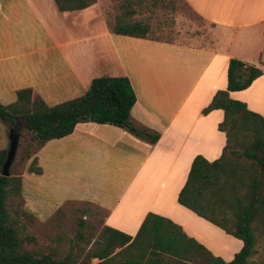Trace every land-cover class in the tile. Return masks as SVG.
<instances>
[{
  "label": "crops",
  "instance_id": "1",
  "mask_svg": "<svg viewBox=\"0 0 264 264\" xmlns=\"http://www.w3.org/2000/svg\"><path fill=\"white\" fill-rule=\"evenodd\" d=\"M18 1L17 6L26 14L43 15L42 24L51 44L38 50L53 51L52 59L31 64L32 77L36 76L31 83L10 88L13 101L15 91L23 88H29L31 97L42 101L58 90L69 93L66 97L70 99L82 94L94 77L125 76L135 96L129 124L157 135L150 142L147 136L124 126L81 120L69 134L37 148L32 158L41 172L28 173L39 183L40 179L58 176L56 165L67 160L70 167L72 164L78 169L80 178L67 183L75 191L69 195L73 199L66 201L84 202L103 212L97 233L108 226L133 237L145 214L151 212L179 225L213 256L229 261L241 241L178 204L176 196L192 158L201 155L207 161L214 160L224 145V133L216 127L222 111L217 108L202 114L201 109L216 90L225 89L229 58L252 64L261 74L245 89L227 91L228 96L264 115L261 102L251 100L252 92L261 89L257 83L264 81V53L259 50L264 48V0H183L205 25L200 32L179 34L174 39L110 32L98 13L97 0L70 11H58L52 0ZM5 15L8 13H0V29L4 32ZM45 15L76 23L67 25L68 29L59 28L58 33L54 24H45ZM82 15L84 22H77ZM252 33L260 46L248 54ZM242 35H249L247 43ZM1 44L7 46L3 41ZM55 54L66 67L59 76H55ZM4 62L5 56L0 57V97L6 91L8 71ZM45 144L53 146L46 152L44 164L36 153ZM34 218L41 222L48 219ZM98 261L91 257L88 264Z\"/></svg>",
  "mask_w": 264,
  "mask_h": 264
},
{
  "label": "trees",
  "instance_id": "2",
  "mask_svg": "<svg viewBox=\"0 0 264 264\" xmlns=\"http://www.w3.org/2000/svg\"><path fill=\"white\" fill-rule=\"evenodd\" d=\"M52 1L58 11L83 9L95 2ZM144 1L123 0L108 23L109 31L155 39L147 19L132 18ZM147 1L154 6L163 0ZM260 74L252 64L228 59L225 89L216 90L201 109L202 114L217 108L222 111L216 127L224 133V145L214 160L207 161L201 155L192 158L176 196L178 204L241 241L229 261L213 256L179 225L151 212L145 214L133 237L102 226L93 240L84 238L85 222L80 218L73 237L54 235L55 246L49 247L25 232L7 210L9 205L19 206L15 199L20 196V176L0 175V264H88L91 257L99 260L94 264H264V115L249 110L227 93L245 89ZM134 101L125 76H99L90 80L82 94L53 105L32 98L29 88L16 90L12 103L0 104V119L23 122L29 133L26 157L46 141L69 134L81 120L124 126L154 142L156 134L136 130L128 122ZM5 151L0 149V166ZM27 171L40 174L35 157ZM114 248L119 249L113 253Z\"/></svg>",
  "mask_w": 264,
  "mask_h": 264
},
{
  "label": "rangeland",
  "instance_id": "3",
  "mask_svg": "<svg viewBox=\"0 0 264 264\" xmlns=\"http://www.w3.org/2000/svg\"><path fill=\"white\" fill-rule=\"evenodd\" d=\"M123 0H97V10L101 14L103 23L108 26L118 12L119 5ZM18 0H1L0 13H8L5 15L7 27L5 32L0 29V57L5 56L7 73L6 91L0 97V104L7 105L13 101L14 95L10 91L13 87H23L25 84L31 83V64L36 60L52 59L53 50H38L41 46L51 44L50 38L45 33V27L42 24L43 15L34 17L25 13ZM22 12V13H17ZM43 14V13H42ZM83 16L77 19V22L83 23ZM134 19H147L150 26V34L155 38L174 39L176 35H193L204 29V21L194 14L183 0H163L151 6L149 1H144L132 15ZM45 24L47 26L54 24L55 31H61L59 28H67L69 24L73 25L76 21L69 18L52 17L45 15ZM75 20V19H74ZM92 22V21H91ZM59 24L61 26H59ZM68 29V28H67ZM252 37V45L248 46L247 53L252 48H258V42L255 41V34ZM249 35H242V40L248 39ZM7 46H2L1 42ZM264 53V48H259ZM45 60V61H46ZM42 62V61H40ZM55 76H59L62 69H66L65 65L60 62L55 54ZM26 70L28 74L26 75ZM29 78V79H28ZM29 80V81H28ZM257 84L261 85V89L252 92L251 100L260 101L261 107L264 106V81ZM32 85V84H30ZM69 93L58 90L51 98H45L43 101L47 105H52L68 99ZM93 125V124H92ZM17 135V147L15 155L9 166V176L17 175L21 177V195L15 201L19 202V206L15 204L7 206V210L11 218L27 233L34 234L38 237L39 242H43L49 247L55 246L54 235L64 233L65 237H73L77 229L78 219L85 222L82 230L84 238L91 239L99 227V219H102L103 212L97 208L78 201H66L74 188L67 185L71 180L80 177L78 169L73 167L70 162L63 160L56 165L59 175L40 179L39 183L27 171V165L34 155V150L26 157V144L29 140V133L24 128L21 120L5 121L0 119V148L7 149L8 146V130ZM52 144H45L36 155L42 163H46V152L52 147ZM29 151V150H28ZM60 158L59 156H57ZM39 165V164H38ZM75 176V177H74ZM23 199L25 205L23 206ZM81 209H86V213H82ZM17 210L18 213H14ZM31 213L25 216L24 213ZM39 220L34 218V216ZM92 227V228H91ZM25 244V247H29ZM66 247V244L63 245Z\"/></svg>",
  "mask_w": 264,
  "mask_h": 264
},
{
  "label": "water",
  "instance_id": "4",
  "mask_svg": "<svg viewBox=\"0 0 264 264\" xmlns=\"http://www.w3.org/2000/svg\"><path fill=\"white\" fill-rule=\"evenodd\" d=\"M8 146L5 151L4 159L0 166V175L1 176H8L9 175V166L11 164V161L15 155L16 147H17V135L12 133V130H8Z\"/></svg>",
  "mask_w": 264,
  "mask_h": 264
}]
</instances>
